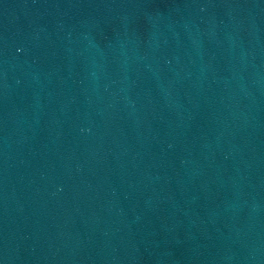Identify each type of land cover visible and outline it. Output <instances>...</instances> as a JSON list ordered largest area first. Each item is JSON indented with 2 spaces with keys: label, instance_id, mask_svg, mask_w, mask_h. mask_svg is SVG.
<instances>
[{
  "label": "water",
  "instance_id": "obj_1",
  "mask_svg": "<svg viewBox=\"0 0 264 264\" xmlns=\"http://www.w3.org/2000/svg\"><path fill=\"white\" fill-rule=\"evenodd\" d=\"M0 264H264V0H0Z\"/></svg>",
  "mask_w": 264,
  "mask_h": 264
}]
</instances>
